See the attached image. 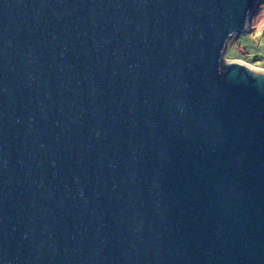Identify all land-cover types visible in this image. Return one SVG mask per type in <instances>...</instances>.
I'll return each instance as SVG.
<instances>
[{
    "label": "water",
    "instance_id": "water-1",
    "mask_svg": "<svg viewBox=\"0 0 264 264\" xmlns=\"http://www.w3.org/2000/svg\"><path fill=\"white\" fill-rule=\"evenodd\" d=\"M260 3L0 0V264H264Z\"/></svg>",
    "mask_w": 264,
    "mask_h": 264
},
{
    "label": "rangeland",
    "instance_id": "rangeland-1",
    "mask_svg": "<svg viewBox=\"0 0 264 264\" xmlns=\"http://www.w3.org/2000/svg\"><path fill=\"white\" fill-rule=\"evenodd\" d=\"M260 2L248 29L229 41L225 54L227 63L243 62L264 70V0Z\"/></svg>",
    "mask_w": 264,
    "mask_h": 264
},
{
    "label": "bare ground",
    "instance_id": "bare-ground-1",
    "mask_svg": "<svg viewBox=\"0 0 264 264\" xmlns=\"http://www.w3.org/2000/svg\"><path fill=\"white\" fill-rule=\"evenodd\" d=\"M241 63V62H240ZM243 63V62H242ZM243 64H245V65H248V66H250L251 67V65H249V64H246V63H243ZM253 68V67H252ZM253 69H255V70H258V69H256V68H253ZM264 71V70H263Z\"/></svg>",
    "mask_w": 264,
    "mask_h": 264
},
{
    "label": "trees",
    "instance_id": "trees-1",
    "mask_svg": "<svg viewBox=\"0 0 264 264\" xmlns=\"http://www.w3.org/2000/svg\"><path fill=\"white\" fill-rule=\"evenodd\" d=\"M226 68V65H223V69H225Z\"/></svg>",
    "mask_w": 264,
    "mask_h": 264
}]
</instances>
